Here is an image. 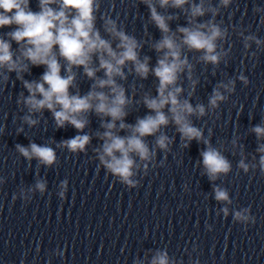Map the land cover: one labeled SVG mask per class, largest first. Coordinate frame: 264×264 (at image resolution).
I'll list each match as a JSON object with an SVG mask.
<instances>
[{
	"label": "clouds",
	"instance_id": "clouds-1",
	"mask_svg": "<svg viewBox=\"0 0 264 264\" xmlns=\"http://www.w3.org/2000/svg\"><path fill=\"white\" fill-rule=\"evenodd\" d=\"M140 3L147 7L149 21L161 33V38L151 44L158 54L154 67L149 56L141 58L143 42L128 34L117 19L102 16L103 32L108 38L101 34L96 26L99 0H37L38 11L32 10L30 0H0V29H11L0 35V83H6L10 74L15 73L16 79L26 89L28 94L25 96L21 92L16 103L27 109L23 121L30 127L38 123L33 118L34 114L47 110L51 112L57 128L71 125L78 133H83L90 122L89 116L95 114L102 129L95 132L96 139L100 141L94 149L97 167L103 168L129 188L137 186L138 182L133 177L141 164L146 168L157 149L168 150L172 139L162 129L170 123L175 125L185 148L193 140L206 145L200 153L204 174L210 181H216L230 172L231 164L220 150L204 138L202 129L193 125L191 117H203L208 109L218 107L219 102L226 99L220 89L232 92L235 82L229 80L217 85L209 97L207 109L203 104L194 106L188 98H182L184 89L178 82L187 73L193 90L196 84L191 76L193 65L184 54L185 49L201 53L199 60L204 64L220 63L219 42L226 39L228 30L216 22V17L220 9L227 8L232 0H219L216 6L210 0H199V3L193 0H140ZM158 8L179 9L186 25H177L173 30L170 22L178 17L162 14ZM254 11L264 14L261 7H256ZM208 14L210 19L199 21L198 18ZM261 19L264 20V15ZM12 42L18 46L15 51ZM249 42L258 46L262 43L251 34L244 36L245 48L250 47ZM129 65L128 73L141 80L152 75L158 81L156 95L145 93L142 96V103L149 114L138 117L134 124L126 123L125 118L135 101L118 82L127 80L125 68ZM41 66L44 71L39 79H25L33 67ZM80 69L92 81L84 94H81L77 82V70ZM99 72H103L102 77L97 75ZM238 79L245 84L248 82L244 76ZM252 131L258 139H264V127L257 125ZM147 137H155V147L149 146ZM92 139L90 134H77L61 141L57 147L71 153L85 152ZM15 147L28 161L35 158L40 164L51 166L57 159L55 149L47 145L32 142L27 147L20 144ZM257 151L261 153L259 169L264 174V144H260ZM239 167L247 173L250 165L242 159ZM59 187V195L63 199L68 190L67 180L62 181ZM45 188L44 181L36 182L35 190L43 193ZM213 192L217 202L231 204L226 188L214 184ZM220 211L224 216L229 213L228 207ZM249 212L247 207L235 211L233 220L243 224L254 223L255 218ZM137 264L140 262L137 261ZM151 264H174V261H170L165 251L158 252Z\"/></svg>",
	"mask_w": 264,
	"mask_h": 264
}]
</instances>
